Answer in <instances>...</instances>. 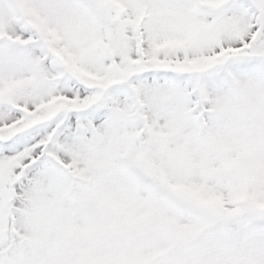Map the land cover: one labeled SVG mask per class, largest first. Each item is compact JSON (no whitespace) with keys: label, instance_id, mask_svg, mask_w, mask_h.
<instances>
[{"label":"snow or ice","instance_id":"6c2138e0","mask_svg":"<svg viewBox=\"0 0 264 264\" xmlns=\"http://www.w3.org/2000/svg\"><path fill=\"white\" fill-rule=\"evenodd\" d=\"M0 264H264V0H0Z\"/></svg>","mask_w":264,"mask_h":264}]
</instances>
